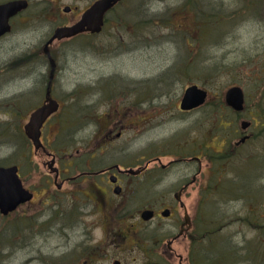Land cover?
<instances>
[{"label": "rangeland", "instance_id": "1", "mask_svg": "<svg viewBox=\"0 0 264 264\" xmlns=\"http://www.w3.org/2000/svg\"><path fill=\"white\" fill-rule=\"evenodd\" d=\"M113 15V23L109 21L106 33L97 39L84 37L55 42L50 47L57 64L53 94L64 109L96 101V116L114 114L113 108L117 107L129 122L139 117V123L144 124L139 128V138L128 141V148L134 150L131 157L136 156L138 148L139 157H153L157 151L167 150L162 144L169 139L182 141L183 145L197 144L204 139L205 130L208 144L215 149L221 150L228 142L233 144L238 138L234 129L239 130V121L236 115L216 109L232 86L241 87L245 94L241 118L250 120L248 113L254 116V112L263 111L264 0H127ZM48 31L37 22L16 23L0 39V166L20 164L25 171L29 165L28 169L33 170V165L42 163L26 144L22 127L29 109L40 103L47 83L50 66L43 37ZM120 83L124 85H116ZM137 84L139 93L131 90ZM192 84L207 90L208 100L214 105L195 114L180 113L177 106L184 90ZM75 86L79 87L74 90ZM216 112L223 123L235 120V125L215 132ZM10 113L16 117H10ZM67 118L71 122L73 116ZM263 129L264 124L257 123L253 146L240 148L241 156L230 162L229 170L214 178L221 188L205 212L206 228L221 231L202 240L198 238L200 227L199 235L194 234L193 244L213 245L216 249L212 256H222L224 264H264V233L252 232L247 225L252 211L256 224L263 225ZM84 135L79 133L76 141ZM71 141L66 134L56 138L55 144ZM69 152H74L72 146ZM248 156L252 160L246 161ZM246 170L248 173L243 175ZM206 175L210 181V174ZM242 176L249 183L247 187ZM14 218L0 217V264H39V256L44 257L57 238L51 237L48 242L40 236L34 239L32 233L38 235L40 229L35 220H30L31 216ZM209 219L216 225H208ZM11 226L13 231L9 230ZM31 236L36 242L30 246ZM253 246L255 259L250 254ZM33 256L39 263L30 260Z\"/></svg>", "mask_w": 264, "mask_h": 264}, {"label": "flooded vegetation", "instance_id": "2", "mask_svg": "<svg viewBox=\"0 0 264 264\" xmlns=\"http://www.w3.org/2000/svg\"><path fill=\"white\" fill-rule=\"evenodd\" d=\"M97 1L0 0V6L9 3H21L20 6H24L9 17L11 31L16 23L26 25L37 22L49 28L43 37V48L44 52L47 48L56 64L50 52L55 42L84 37L97 39L106 33L109 21L113 23V14L127 2L119 0L105 12L95 11L91 15L89 27L85 26L83 32L50 41L57 29L78 24ZM38 4L43 7L37 8ZM34 5L36 9L32 10ZM45 59L50 66L47 54ZM56 71L57 64L50 84V97L54 104L48 109L40 127L39 147L36 148L25 133V125L40 107L47 104L50 70L42 99L29 109L22 127V136L32 154L42 159L41 164L33 165V170L28 169L31 168L29 165L22 171V166L16 165L21 184L31 194V198L13 212L6 215L0 213V217H15L14 220L31 216L30 220H35L36 226L40 228L38 235L32 233L34 239L40 236L48 242L51 237L57 238L49 252L44 257L39 256L40 263L37 256V259L33 256L30 260L39 264H224L222 256H212L216 247L195 245L194 237L200 232L198 238L202 240L221 231L222 228L215 231L206 228L205 212L221 188L220 182L214 181V178L217 173L229 170L230 162L241 156L240 148L253 146L256 124H264V109L260 113L254 112V116L248 113V120L240 117L245 112V101L239 111L224 100L221 101L216 109L236 115L235 120L239 121V130L234 129L238 138L233 144L228 142L223 145L221 150L208 144L205 130L204 139L197 144L183 145L182 141L169 139L162 144L167 150L161 153L157 151L153 157L145 154L139 157V148L135 152H138L136 156L131 157L134 150L128 148V141L139 138V128L144 122L139 123V117L129 122L128 118L120 115L117 107L113 108L114 114L108 112L104 118L96 116L93 110L96 101L72 104L71 109L68 106L64 109L62 101L53 94ZM108 82L104 84L108 85ZM116 85L120 87L124 84ZM111 86L107 87L112 90ZM91 88L98 89L100 86L92 85ZM131 90L139 93V84ZM213 102L206 99L199 107L182 110L180 101L177 108L180 113L195 114L211 107ZM135 103L139 105V102ZM64 111L67 113L65 117ZM68 115L73 116L71 122H68ZM220 115L219 112L215 114L218 122L215 132L220 127L235 125V120L223 123ZM12 116L16 117L10 113ZM91 125L94 126L92 130L89 129ZM79 133L85 135L76 141ZM66 134L73 143L56 145V138ZM71 146L74 148L73 153L69 152ZM164 158L168 160L163 162ZM249 160H252V156L246 158V161ZM207 173L210 174V181ZM242 173L244 175L248 170ZM241 178L246 184L243 176ZM253 218L255 213L252 211V220L247 222L250 231L264 233V219L263 225H258ZM208 225L216 224L209 219ZM9 230L13 231L14 227ZM32 236L30 246L36 242L32 241ZM37 251L41 254V250ZM250 254L251 259H255V246L251 248Z\"/></svg>", "mask_w": 264, "mask_h": 264}, {"label": "water", "instance_id": "3", "mask_svg": "<svg viewBox=\"0 0 264 264\" xmlns=\"http://www.w3.org/2000/svg\"><path fill=\"white\" fill-rule=\"evenodd\" d=\"M119 0H99L92 6L83 16V19L73 27L57 29L50 41L56 39H62L66 37L74 36L80 32H83L85 26L90 23L91 15L96 12H105L112 7ZM21 3H9L7 5L0 6V36L10 30L8 19L23 6ZM102 14V13H99ZM89 27V26H88ZM45 53L49 57L50 62V76L49 84L46 91V102L47 104L40 107L31 117L30 122L25 125V133L32 139L35 147L41 145L40 127L44 121L48 109L53 107L54 100L50 97V84L53 78V73L56 67L54 60L49 56L47 48ZM208 96V92L196 84L189 86L182 97L181 109L191 110L192 108L199 107L202 105ZM224 100L233 109L239 111L242 110L244 103L243 91L240 87L234 86L229 88L225 95ZM31 194L26 191L20 179L17 175L16 166L3 167L0 166V213L6 215L9 212L15 210L18 205L30 200Z\"/></svg>", "mask_w": 264, "mask_h": 264}, {"label": "trees", "instance_id": "4", "mask_svg": "<svg viewBox=\"0 0 264 264\" xmlns=\"http://www.w3.org/2000/svg\"><path fill=\"white\" fill-rule=\"evenodd\" d=\"M211 235V234H210Z\"/></svg>", "mask_w": 264, "mask_h": 264}]
</instances>
